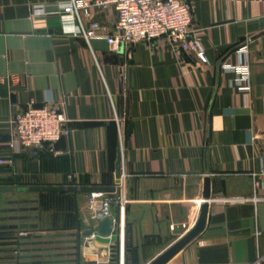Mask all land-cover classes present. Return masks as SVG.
<instances>
[{"label":"crops","instance_id":"crops-1","mask_svg":"<svg viewBox=\"0 0 264 264\" xmlns=\"http://www.w3.org/2000/svg\"><path fill=\"white\" fill-rule=\"evenodd\" d=\"M65 1L0 0V159L10 155V121L28 103L59 102L68 119L56 153L14 155L0 168V175L13 178L0 184L116 185L120 146L119 193L126 200L120 264H147L193 226L206 177L204 229L166 264H264V181L255 187L251 175L264 154V0H189L207 63L164 37L111 49L104 39L68 32L58 14H32L35 4L55 9ZM91 12L113 29V7ZM244 41L251 68L247 95L236 91L234 73L221 68L225 60L236 61L234 49ZM71 172L74 182L67 179ZM43 196L0 192V216L29 215L23 222L37 225L0 231V264L14 261L20 249L61 245L31 241L71 238L74 229H60L56 211L42 207ZM63 196L81 225H92L86 193ZM32 200L39 202L35 210L1 212ZM117 211L114 201L112 213ZM118 239L116 232L82 238L81 261L109 264Z\"/></svg>","mask_w":264,"mask_h":264},{"label":"built area","instance_id":"built-area-1","mask_svg":"<svg viewBox=\"0 0 264 264\" xmlns=\"http://www.w3.org/2000/svg\"><path fill=\"white\" fill-rule=\"evenodd\" d=\"M93 7L114 8L116 22L111 31H107L98 21L92 19ZM47 13L58 14L64 27L69 26L66 30L73 35L82 36L87 41L104 39L111 49H116L119 45L128 47L164 37L176 48L193 53L198 61L208 62L202 37L194 26L189 0H66L55 9H48L42 3L32 6L33 15ZM234 52L236 61L225 60L221 62V68L225 72L234 73L236 91L247 95L252 89L247 41L240 43ZM61 106L59 102L42 105L30 102L18 111L10 121L11 129L6 141L10 155L6 160L0 159V163L10 164L14 155L23 152H29L33 157H38L43 151L56 153L55 144L66 133L68 122ZM251 175L255 187L264 181V154L262 167ZM75 178V173L67 174L68 180L74 182ZM121 190L120 181L114 192L86 193V208L92 224L108 215L116 222L113 233L116 232L119 237L115 251L118 264L121 259L120 237L125 232L126 200L119 193ZM114 201L118 205L117 215L112 213Z\"/></svg>","mask_w":264,"mask_h":264},{"label":"water","instance_id":"water-1","mask_svg":"<svg viewBox=\"0 0 264 264\" xmlns=\"http://www.w3.org/2000/svg\"><path fill=\"white\" fill-rule=\"evenodd\" d=\"M32 172H38V162L32 161ZM8 167V165L0 163V168ZM114 177L115 184H119L121 181V152L120 146L116 150V158L114 162ZM12 176L0 175V181H11ZM116 185L104 186V185H90V186H76V185H12V184H0V192H73L76 193H90V192H114L116 190ZM203 196L205 201L200 206V211L198 217L193 224V226L188 229L186 233L175 240L166 249L160 252L147 264H166L176 253H178L185 245H187L191 240H193L203 229L206 222L207 216V199L210 196L209 190V178H205ZM26 210V208L20 209V211ZM2 213L15 212V209H3ZM29 215H3L0 216V221H11L9 223H0V231L7 232H25L30 228H35L36 224H29L23 222L28 219ZM21 220V222L16 223L12 221ZM116 222L113 221L111 215L105 216L98 220L95 224L83 227L81 225L80 219L76 218V225L74 231L70 233V239H60L57 241H31L30 244L38 246L41 244H61L58 247H34L31 249H20L21 253L16 257L12 264H91L84 263L80 259V250L82 238L90 237L96 234L102 238H108L113 234V228ZM35 238L40 235H34ZM60 238H63L65 234H58ZM30 236H22V238H28ZM29 244V243H23ZM64 244V245H63ZM116 243L112 245L111 257L109 259V264H118V260L115 254ZM56 251V252H53ZM32 252V253H27Z\"/></svg>","mask_w":264,"mask_h":264},{"label":"trees","instance_id":"trees-1","mask_svg":"<svg viewBox=\"0 0 264 264\" xmlns=\"http://www.w3.org/2000/svg\"><path fill=\"white\" fill-rule=\"evenodd\" d=\"M65 192L67 191L43 192L42 207L44 209L52 208L56 211L55 219L60 229L71 230L75 228L76 215L74 214V207L69 197L63 196V193Z\"/></svg>","mask_w":264,"mask_h":264},{"label":"flooded vegetation","instance_id":"flooded-vegetation-1","mask_svg":"<svg viewBox=\"0 0 264 264\" xmlns=\"http://www.w3.org/2000/svg\"><path fill=\"white\" fill-rule=\"evenodd\" d=\"M21 203V202H20ZM26 202H24L23 204H19V202L18 201H14L13 202V204L12 205H14V206H18V205H24ZM28 203V205L26 206V207H22V208H26V210L24 211V210H22V211H20V209H22V208H20L19 210L17 209V208H11V209H15V212H23V213H25V212H29V211H32V210H35V209H37L38 207L36 206V205H34V204H37V203H39L38 201H36V200H32L31 202H27ZM31 203H33L32 205H31ZM13 262V261H12ZM12 262L11 263H9V264H12Z\"/></svg>","mask_w":264,"mask_h":264}]
</instances>
